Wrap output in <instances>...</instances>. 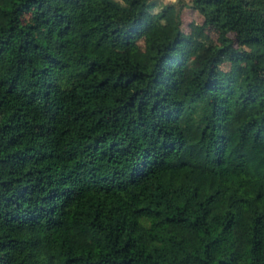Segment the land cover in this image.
<instances>
[{"label":"trees","instance_id":"1","mask_svg":"<svg viewBox=\"0 0 264 264\" xmlns=\"http://www.w3.org/2000/svg\"><path fill=\"white\" fill-rule=\"evenodd\" d=\"M1 107L0 264H264V0H0Z\"/></svg>","mask_w":264,"mask_h":264},{"label":"rangeland","instance_id":"2","mask_svg":"<svg viewBox=\"0 0 264 264\" xmlns=\"http://www.w3.org/2000/svg\"><path fill=\"white\" fill-rule=\"evenodd\" d=\"M169 1H171V0H155V2L158 4H164V3H167ZM184 1L186 2L187 0H184ZM179 16H180V26H181L182 30H187L188 22H190V21L200 22L202 20L201 16L196 11H194L191 8L186 7V6L181 7L180 12H179ZM206 29L212 37L215 35L211 28L207 27ZM135 45L137 47H141L142 46V40L141 39L136 40ZM58 52L61 54H65V55L74 53L71 46H69L67 49H59ZM225 66H226V64H224V63L221 64L222 68H224ZM71 70H72L71 66H68V67L61 69L64 80H67L69 78L68 72H70ZM5 111H6L5 107L0 108V118L5 113ZM36 118H37V123L33 127V129L38 130V131H42L45 127L44 122L47 121L48 119H50V114H38L36 116ZM136 214H137V212H136ZM140 219L144 224L149 223L147 220H145L141 216H140Z\"/></svg>","mask_w":264,"mask_h":264}]
</instances>
